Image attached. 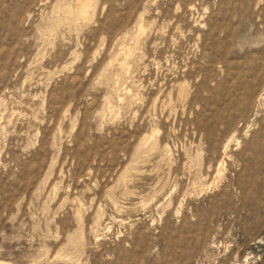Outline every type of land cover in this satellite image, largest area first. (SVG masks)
Returning <instances> with one entry per match:
<instances>
[{
    "label": "rangeland",
    "instance_id": "rangeland-1",
    "mask_svg": "<svg viewBox=\"0 0 264 264\" xmlns=\"http://www.w3.org/2000/svg\"><path fill=\"white\" fill-rule=\"evenodd\" d=\"M63 4L0 0V264H264V0Z\"/></svg>",
    "mask_w": 264,
    "mask_h": 264
},
{
    "label": "bare ground",
    "instance_id": "bare-ground-1",
    "mask_svg": "<svg viewBox=\"0 0 264 264\" xmlns=\"http://www.w3.org/2000/svg\"><path fill=\"white\" fill-rule=\"evenodd\" d=\"M60 3V2H59ZM63 17L60 21L61 25H70L76 27H82L85 24H89L97 12V0H64V4L60 6ZM56 9V8H55ZM54 9V10H55ZM59 9V8H58ZM57 10V9H56ZM53 12V11H52ZM55 13V11H54ZM61 14V15H62ZM142 18V17H141ZM143 19V18H142ZM141 19V20H142ZM58 26V25H57ZM166 26V25H165ZM138 35L134 36V45L127 46L122 49V54L126 57L127 61L130 62L131 58L134 57L137 51L140 50L142 44V37L145 33V26L141 25L138 27ZM49 30V29H48ZM148 31V30H147ZM130 32V31H129ZM137 33V32H136ZM149 33V32H148ZM151 34V33H150ZM156 34V33H155ZM56 36V35H55ZM46 37V36H45ZM128 37V36H127ZM155 38V37H154ZM131 43V41H130ZM144 44V43H143ZM78 54V53H77ZM119 57V56H118ZM144 57V56H143ZM37 58V57H36ZM125 59V58H124ZM133 59V58H132ZM136 59V56H135ZM38 61V60H37ZM118 61V60H117ZM127 62V63H128ZM38 64V63H37ZM129 64V63H128ZM170 73V72H169ZM130 79V78H129ZM127 84V83H126ZM174 85V84H173ZM120 90V89H119ZM173 90V89H172ZM23 98V97H22ZM123 98V97H122ZM121 108V107H120ZM123 109V108H122ZM13 111V110H12ZM115 112V111H114ZM13 114V113H11ZM5 117V116H4ZM3 117V118H4ZM15 117V115L13 116ZM9 123L10 119H8ZM12 121V120H11ZM13 122V121H12ZM6 123V122H5ZM8 124V123H7ZM5 124V126L7 125ZM12 125V123H11ZM8 126V125H7ZM6 126V127H7ZM5 128V127H4ZM8 128V127H7ZM6 129V128H5ZM6 131V130H5ZM4 132V131H3ZM5 133V132H4ZM228 148V147H227ZM229 150V149H228ZM221 167V166H220ZM223 173V172H222ZM119 209V208H118ZM4 264V263H3Z\"/></svg>",
    "mask_w": 264,
    "mask_h": 264
}]
</instances>
